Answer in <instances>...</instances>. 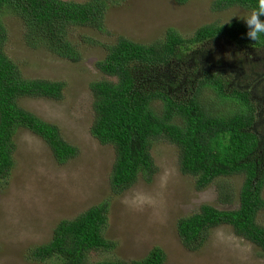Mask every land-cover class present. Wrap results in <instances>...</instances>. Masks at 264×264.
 <instances>
[{
    "label": "trees",
    "instance_id": "trees-1",
    "mask_svg": "<svg viewBox=\"0 0 264 264\" xmlns=\"http://www.w3.org/2000/svg\"><path fill=\"white\" fill-rule=\"evenodd\" d=\"M108 4L109 0H0V179L13 165L14 135L19 128L40 136L59 162L76 154L56 124L19 104L18 99L24 96L61 98L64 83L22 74L4 50L8 34L3 17L12 15L20 20L28 46H43L60 57L78 61L80 55L70 40L69 28L102 29ZM236 4L258 8V0H214L213 7ZM247 31L246 23L231 20L199 26L187 37L168 29L163 41L151 44L120 36L96 62L103 74L115 80L89 84L93 110L90 132L114 150L109 183L115 193L131 186L140 172L148 178L156 172L150 153L154 140L176 145L180 170L195 178L197 189L222 177L243 174L236 208L220 209L203 203L178 219L177 231L188 249L200 247L209 230L222 224L232 225L235 233L264 249V225L255 219L264 207V77L249 89L228 77H247L249 47L264 46V39L254 42ZM218 40L236 44L244 54L233 61L213 47ZM196 84L212 88L220 104L206 107L197 97L180 99L174 93ZM227 198L233 201L231 194L227 193ZM107 208V202H100L72 219L60 220L50 241L36 246L33 256L37 260L54 257L59 264H163L165 254L159 246L140 260L101 259L91 263L90 252L115 245L103 234Z\"/></svg>",
    "mask_w": 264,
    "mask_h": 264
},
{
    "label": "rangeland",
    "instance_id": "rangeland-1",
    "mask_svg": "<svg viewBox=\"0 0 264 264\" xmlns=\"http://www.w3.org/2000/svg\"><path fill=\"white\" fill-rule=\"evenodd\" d=\"M213 2L109 0L102 29L69 28L70 40L80 55L78 61L60 57L43 46H28L20 20L12 15L3 17L8 34L4 50L22 74L64 83L61 98L24 96L18 99L19 104L56 124L65 141L76 148V154L59 162L40 136L24 128L17 130L13 165L0 179V264H59L54 257L37 260L32 251L50 241L60 220L72 219L100 202L108 203L103 234L115 245L109 250L90 252L91 263L101 259L140 260L159 246L165 254L163 264H264V249L235 233L230 224L211 228L196 249L186 248L177 231L178 219L203 203L220 209L236 208L243 174L222 177L197 189L195 178L180 170L176 145L154 140L150 153L156 172L149 178L140 172L131 186L115 193L109 183L114 150L90 132L93 110L89 84L115 80L96 65L106 55L107 46L120 36L141 44L161 42L168 29L187 37L209 23L223 24L228 19L245 23L243 18L253 11L237 4L216 9ZM213 47L233 61L244 54L236 44L219 40ZM246 58L248 76L228 77L249 89L264 77V46L249 47ZM174 93L180 99L197 97L206 107L221 102L212 88L198 84ZM251 93L257 97V91ZM155 105L158 107L159 102ZM227 193L232 195V202ZM261 195L264 199V185ZM255 219L264 225V207L257 211Z\"/></svg>",
    "mask_w": 264,
    "mask_h": 264
},
{
    "label": "clouds",
    "instance_id": "clouds-1",
    "mask_svg": "<svg viewBox=\"0 0 264 264\" xmlns=\"http://www.w3.org/2000/svg\"><path fill=\"white\" fill-rule=\"evenodd\" d=\"M261 17H264V0H258V8L243 18L248 28L246 35L254 42L264 39V19ZM226 22H229V19Z\"/></svg>",
    "mask_w": 264,
    "mask_h": 264
}]
</instances>
